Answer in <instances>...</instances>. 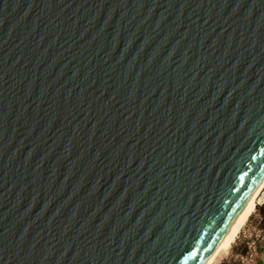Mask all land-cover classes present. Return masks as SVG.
I'll use <instances>...</instances> for the list:
<instances>
[{
	"label": "water",
	"instance_id": "1",
	"mask_svg": "<svg viewBox=\"0 0 264 264\" xmlns=\"http://www.w3.org/2000/svg\"><path fill=\"white\" fill-rule=\"evenodd\" d=\"M264 177V0H0V264H204Z\"/></svg>",
	"mask_w": 264,
	"mask_h": 264
},
{
	"label": "built area",
	"instance_id": "2",
	"mask_svg": "<svg viewBox=\"0 0 264 264\" xmlns=\"http://www.w3.org/2000/svg\"><path fill=\"white\" fill-rule=\"evenodd\" d=\"M261 198V201H259ZM264 204V189L256 197V208ZM253 213V212H252ZM258 222L256 223V225ZM241 227L232 245H236L239 238L243 243L242 251L235 254L234 264H264V226Z\"/></svg>",
	"mask_w": 264,
	"mask_h": 264
},
{
	"label": "bare ground",
	"instance_id": "3",
	"mask_svg": "<svg viewBox=\"0 0 264 264\" xmlns=\"http://www.w3.org/2000/svg\"><path fill=\"white\" fill-rule=\"evenodd\" d=\"M264 189V177L261 179L253 193L250 195L234 221L232 222L231 226L216 246L210 257L204 264H215L219 256L223 253H226L228 249L231 247L232 243L234 242L238 232L240 231L241 227L245 224L248 220L249 216L252 212L255 211L256 208V197L258 196L259 192ZM261 201V198H259Z\"/></svg>",
	"mask_w": 264,
	"mask_h": 264
},
{
	"label": "rangeland",
	"instance_id": "4",
	"mask_svg": "<svg viewBox=\"0 0 264 264\" xmlns=\"http://www.w3.org/2000/svg\"><path fill=\"white\" fill-rule=\"evenodd\" d=\"M259 221V213L257 209L255 208V211L249 216L248 220L245 222V226L247 228L252 227H259V224L256 225V223ZM243 243L241 242V239L239 238L236 240V245H231V247L228 249L226 253H223L219 258L217 259V262L215 264H229L235 262V254L237 252H240L242 250Z\"/></svg>",
	"mask_w": 264,
	"mask_h": 264
},
{
	"label": "trees",
	"instance_id": "5",
	"mask_svg": "<svg viewBox=\"0 0 264 264\" xmlns=\"http://www.w3.org/2000/svg\"><path fill=\"white\" fill-rule=\"evenodd\" d=\"M258 213H259V221L258 224L259 226L263 227L264 226V204L256 208ZM242 251V250H241ZM225 264V263H222ZM229 264H234V263H229Z\"/></svg>",
	"mask_w": 264,
	"mask_h": 264
}]
</instances>
